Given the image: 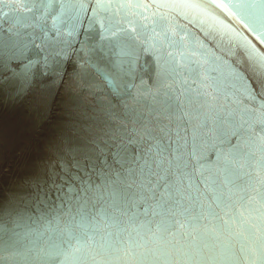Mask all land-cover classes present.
<instances>
[{"label": "water", "instance_id": "water-1", "mask_svg": "<svg viewBox=\"0 0 264 264\" xmlns=\"http://www.w3.org/2000/svg\"><path fill=\"white\" fill-rule=\"evenodd\" d=\"M236 3L0 0V264H264V36ZM221 128L242 168L217 170ZM141 145L174 173L164 208L80 191L78 162Z\"/></svg>", "mask_w": 264, "mask_h": 264}, {"label": "snow or ice", "instance_id": "snow-or-ice-1", "mask_svg": "<svg viewBox=\"0 0 264 264\" xmlns=\"http://www.w3.org/2000/svg\"><path fill=\"white\" fill-rule=\"evenodd\" d=\"M234 6L240 10L243 16L249 19L252 25L250 30L256 31L258 28L260 35L257 36V39L264 36V0H238V3ZM256 8L261 9L259 18H257L254 12ZM27 10L31 11V9ZM253 67L256 72L257 84L253 88L256 95L252 98L256 99L259 96L262 101V106H264V90L261 89V84H264V57L261 58V63L255 64ZM260 123L264 124V120H261ZM161 131L163 132V129ZM217 133V142L212 147V151L216 157L214 163L218 166L217 170L227 172L229 166L232 168H242L244 165L235 158L240 147L239 143L231 145V138L226 128L218 129ZM253 134L260 141L261 154L257 161L259 165L257 176L259 177V184L264 185V127L258 133L254 131ZM232 135L234 136L235 133H232ZM130 143H134V141H130ZM225 144H228L229 148L225 149L223 147ZM162 145V140L155 145L158 153L164 151ZM99 151L102 154L104 150L100 149ZM137 151L139 154H130L137 153ZM187 155L191 159L184 160L185 168L191 164L193 172H200L206 167L205 161L207 160V153H198L194 148ZM151 158V148L145 150L141 145L139 150H130L127 146H123L122 152L114 154V163H109L106 157L103 160H97L86 156L84 161H80L76 165L79 171L84 173L85 179H81L79 176H74L73 179L80 181V191L82 193L92 191L100 196L108 195L115 200H119L129 208L135 206L139 201H147L150 199L156 201L157 207L164 208L169 203V200L172 199L170 190L174 173L170 170L171 165L169 169L161 170L158 164L157 170L154 171L150 163ZM131 159L143 160L144 166L140 169V175L143 179H138L133 169L124 168L125 163ZM114 165H119V167ZM145 168L147 171H145ZM125 171L130 175L124 176L123 173ZM97 179L100 181L99 184L96 183ZM70 190L75 191L73 188H70ZM239 216L243 218L244 212L241 211ZM242 223H247V221H243L242 219ZM2 231L3 229L0 227V232ZM261 235L264 236V232ZM262 247H264V244H262ZM2 259L0 257V260Z\"/></svg>", "mask_w": 264, "mask_h": 264}]
</instances>
